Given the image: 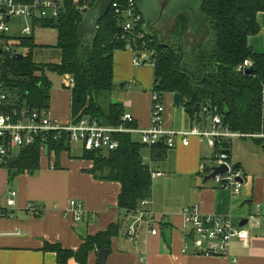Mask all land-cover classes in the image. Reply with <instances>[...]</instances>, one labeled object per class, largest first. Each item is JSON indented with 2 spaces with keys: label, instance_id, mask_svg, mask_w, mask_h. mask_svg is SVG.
Segmentation results:
<instances>
[{
  "label": "trees",
  "instance_id": "16d2710c",
  "mask_svg": "<svg viewBox=\"0 0 264 264\" xmlns=\"http://www.w3.org/2000/svg\"><path fill=\"white\" fill-rule=\"evenodd\" d=\"M79 5L75 0H65L59 17L40 19L36 23L39 28L56 31L57 43L53 48L60 52L58 62L35 60V51L42 47L36 44L34 35L12 42L13 51L5 56L2 66L9 99L7 107L49 110L52 92L49 75L57 74L73 80L69 88L73 123L90 118L106 126L118 127L122 125L125 108L119 103H106L105 95L116 89L114 54L126 50L127 46L122 17L110 8L106 17L86 29V20H91L78 10ZM199 9L203 23L198 29L192 30L188 17L183 14L165 33L160 28L152 30L151 24L144 20L148 34L144 40H137L136 46L143 50L146 42V49L152 52L151 93L162 98L165 94H180L192 127H206L211 114L220 116L223 125L232 131L264 132V54L255 53L249 45V38L261 31L258 15L264 13V0H199ZM190 36L192 45L187 41ZM14 53L23 58L18 60ZM245 60L253 64L250 75L237 72ZM198 105L199 113L196 111ZM205 107L211 111L209 115L203 113ZM128 126L137 128L135 123ZM118 139L117 150L108 153L83 150L80 158L94 163L91 174L96 180L120 183L118 208L130 215L137 211L140 201L152 198L153 179L142 158L145 146L135 142L129 134H121ZM253 141L264 152V139ZM167 149L159 145L151 151L163 156ZM49 150H55V169H60V155L70 151L66 141L59 146L49 144ZM41 159V145L37 144L20 151L13 168L17 175L37 172ZM0 215L8 217V212L1 210ZM120 227V224H112L106 231L86 236L77 251L50 243H45L42 250L56 254L59 264H68L71 259L77 264H88L91 252L112 249Z\"/></svg>",
  "mask_w": 264,
  "mask_h": 264
},
{
  "label": "crops",
  "instance_id": "0c3cea01",
  "mask_svg": "<svg viewBox=\"0 0 264 264\" xmlns=\"http://www.w3.org/2000/svg\"><path fill=\"white\" fill-rule=\"evenodd\" d=\"M258 23L261 31L249 38V45L255 53L264 54V13L258 15ZM133 54L127 49L114 54V82L122 83L126 94L115 95L112 101L123 105L125 113L134 117L137 128L143 129L150 123L151 96L137 90L129 92L127 88L133 82L144 83L145 77H153L154 73L144 66L135 67ZM49 113L63 124L71 122V90L66 82L61 91L53 93L52 90ZM165 125L172 130L166 117ZM134 136L138 135H133V140ZM149 150L150 161L146 164L154 169L156 163L166 161L172 152L169 160L173 162V172L169 177L157 178L158 187L154 189L163 190L167 198L163 195L162 202L152 207L157 215L168 216L169 220L158 226L156 236L146 227H139L133 243L126 239L132 216L118 208L120 183L96 180L91 174L94 163L81 159L82 154L72 156L70 151L63 152L60 169H55V154L42 158L37 172L17 175L14 170V176L9 169L16 165L13 163L11 167L0 169V197H7L10 191L17 193L15 207L4 209L8 217L0 215V264H59L56 254L42 250L45 243L77 251L86 236L106 231L112 224L121 227L106 264H264V152L254 141L237 140L229 150L244 175V187L238 197L218 188L212 180L205 182V177L211 174L214 150L198 138L193 137L188 147L178 142L163 156ZM14 156L12 162L19 160V153ZM72 200L82 203L88 216L86 220L76 222L72 215L66 214ZM29 204L42 205V215L35 217L28 213ZM195 204L205 215L232 213L234 224L238 219L235 225L249 233L247 245L234 240L228 257L199 256L193 250L183 253L192 238L185 229L182 210ZM257 205L261 212L258 218L255 217ZM241 223L244 225L240 226ZM97 262L98 252H91L88 264ZM68 264L77 262L71 259Z\"/></svg>",
  "mask_w": 264,
  "mask_h": 264
},
{
  "label": "built area",
  "instance_id": "2783aa9c",
  "mask_svg": "<svg viewBox=\"0 0 264 264\" xmlns=\"http://www.w3.org/2000/svg\"><path fill=\"white\" fill-rule=\"evenodd\" d=\"M64 1L33 0L32 3H23L21 0H0V169L9 167L15 158V153L27 150L37 144L41 145L42 158H48L55 154V150H49V144L59 146L62 141H66L69 148L72 144L77 143L85 151L108 153L119 148L118 137L121 134L140 136L139 143L149 149L159 145L173 149L178 142L184 147H188L190 140L196 137L201 143H205L214 150L211 159V173L215 167L225 166L227 168L223 175H217L212 181L218 188L229 191L232 196H240L244 187L243 171L227 152H230V146L232 147L237 140L264 139V132L232 131L223 125L220 116H212L207 107L203 109V113L210 114L211 125L206 127L196 125L187 132H175L166 127L163 98L156 93H151L150 123L147 128L143 129L128 126V124L134 123V117L130 114H125L122 117V125L114 127L103 125L90 118H83L78 123L71 121L68 124H63L53 119L49 110L32 111L25 107L21 109L7 107L6 101L9 99L4 88L6 85L2 79V66L5 63V56L13 51L12 42L17 38L33 36L35 31L40 29L36 24L38 20L59 17L64 9ZM75 1L80 2L78 10L83 14L91 11L96 2V0ZM122 3L124 4L122 5ZM111 8H114L115 13L122 17L126 49L134 53L133 65L138 68L143 67L148 60L146 54L151 56L152 52L146 49V42L143 43V50L136 46L137 40L145 39L148 30L143 24V16L137 11L135 0H113ZM16 55L17 53H14V57ZM252 66L251 61L245 60L238 66L237 72L246 74ZM66 85L71 88L73 80L68 79ZM45 147H47V155L44 154ZM144 164L150 168L153 180L164 176L163 173L153 170L150 164H146V162ZM16 197L17 193L14 191H10L7 197H0V212L4 209L14 208ZM152 207L151 199L142 200L137 211L130 214L132 221L127 227L126 234L129 243L135 241L139 227H146L151 235L156 236L159 224L169 220L168 216L157 215ZM26 211L32 216L38 217L42 215L44 207L29 204ZM66 214L72 215L76 222H82L88 218L82 203L77 200L70 201ZM182 215L185 229L192 238L191 242L184 246L183 253L193 250V253L199 256L228 257L234 240L245 245L248 243V231L234 224L232 213L205 215L200 206L195 204L185 207ZM260 216V205H257L255 217Z\"/></svg>",
  "mask_w": 264,
  "mask_h": 264
},
{
  "label": "rangeland",
  "instance_id": "374dc122",
  "mask_svg": "<svg viewBox=\"0 0 264 264\" xmlns=\"http://www.w3.org/2000/svg\"><path fill=\"white\" fill-rule=\"evenodd\" d=\"M188 12V14L191 16L194 13L199 14V2L198 0H184V3L180 0H175L174 2L171 3V5L168 7V9L165 12V19H170L172 18V15L174 13H176L179 10H182ZM194 12V13H193ZM158 9L155 6L153 8L152 11V15H151V19L155 20L158 17ZM87 18V15H86ZM12 28V26H11ZM84 28H91V22L89 20H86ZM34 40L36 42L37 45H39L42 48H39L35 51L34 57L35 60L39 63H55L59 61L60 58V52L56 49H54L53 47L55 46V44L57 43V34L55 30L52 29H44V28H40L37 29L34 33ZM188 43L190 44L191 42H193V40L190 39V37H188ZM186 41V43H187ZM187 43V44H188ZM192 45V43L190 44ZM19 52H22L21 50ZM134 57V56H133ZM146 59L147 62H145L144 64V68L145 69H150V71L153 70V66H152V62L150 60V56L148 54H146ZM152 78L153 77H145V82L142 84H135L134 82L131 83V85H128L127 91H132V90H137L140 91L141 93H144L146 95L150 94L151 96V91H152ZM49 79L52 82V90L53 93L54 91H61L63 89V85L65 82L68 81L67 78L65 77H61L58 76L57 74H50L49 75ZM122 83H116V89L112 94H107L105 95V101L106 103H113L112 101V97L115 95H119L120 94H126V91L124 88L121 87ZM133 84V85H132ZM136 85V86H135ZM67 86V85H66ZM163 106L165 109V113H164V117H166L168 126H170L172 128L173 131L175 132H187L190 131L191 129V122L190 119L185 111V109L183 107L177 108L174 105V99L173 96H170L169 94H165L163 96ZM66 110V109H65ZM204 116L202 115V123H204ZM207 125L210 126L211 125V118L208 117L207 118ZM134 140L135 141H139L140 140V136H134ZM247 140V139H245ZM149 149L148 148H143L142 149V158L143 161L146 163H149L150 161V157H149ZM83 153V149L81 147V145L75 143L72 144L71 149H70V154L72 156H79ZM172 152L168 154V159L166 161L159 162L156 163L155 165V169L152 168L155 171H159L161 173H163L164 175H168L171 172H173L171 170V166L173 165V162L170 159ZM211 158V157H210ZM209 165V164H208ZM212 166V165H210ZM12 172L15 170L13 168H9ZM13 175L15 176L14 172ZM158 180H153V197L151 198V202L152 205L154 206L156 204V202L161 203L162 201V196L165 195L163 190H155V188L158 187ZM157 185V186H156ZM168 193H174V191H169ZM166 196V195H165ZM167 198V196H166ZM171 200V199H170ZM179 203V199H177ZM187 207V206H186ZM185 208V207H184ZM183 208V209H184ZM183 211V210H182ZM239 222V220H235V224H237Z\"/></svg>",
  "mask_w": 264,
  "mask_h": 264
},
{
  "label": "water",
  "instance_id": "95a60500",
  "mask_svg": "<svg viewBox=\"0 0 264 264\" xmlns=\"http://www.w3.org/2000/svg\"><path fill=\"white\" fill-rule=\"evenodd\" d=\"M175 0H135L137 9L139 13L143 16L145 22L147 24H151V29L154 28H160L162 29V32L165 33L175 21V19L180 15H186L189 19V22L191 24L192 30L198 29L201 24L203 23V17L200 13L199 14L194 13L193 15H189L188 12L179 10L176 13L172 15V18L165 19V12L168 9V7L171 5L172 2ZM184 3V0H180ZM199 2V0H198ZM113 3V0H96L94 7L87 13V18L91 20V23H95L96 20H100L101 18H104L107 16V14L110 11L111 5ZM157 7L159 13L157 19L153 20L151 19L152 11L154 7ZM181 50V49H180ZM140 56V55H139ZM18 60H21L23 58V55L17 54L15 56ZM253 73L252 69H249L245 75H250ZM174 99V105L177 108H180L183 104V98L180 94H175L173 96ZM197 113L200 112V106L198 105L196 107ZM230 154V152H227ZM45 155H47V147H45ZM18 159H16L13 164H16ZM227 171V168L225 166L219 167V168H213V172L205 177V182L213 180L217 175H223ZM246 222V221H245ZM244 223H241L240 226H243ZM110 250H100L98 251V262L97 264H106V260L110 254Z\"/></svg>",
  "mask_w": 264,
  "mask_h": 264
},
{
  "label": "flooded vegetation",
  "instance_id": "af4514ba",
  "mask_svg": "<svg viewBox=\"0 0 264 264\" xmlns=\"http://www.w3.org/2000/svg\"><path fill=\"white\" fill-rule=\"evenodd\" d=\"M171 26H172V25H170V27H171ZM170 27H168V30H169Z\"/></svg>",
  "mask_w": 264,
  "mask_h": 264
}]
</instances>
